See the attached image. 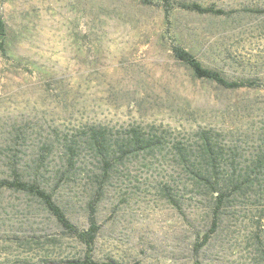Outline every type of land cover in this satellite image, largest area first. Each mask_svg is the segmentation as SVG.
<instances>
[{
  "label": "rangeland",
  "instance_id": "374dc122",
  "mask_svg": "<svg viewBox=\"0 0 264 264\" xmlns=\"http://www.w3.org/2000/svg\"><path fill=\"white\" fill-rule=\"evenodd\" d=\"M174 47L253 86L197 79ZM93 131L111 158L100 159ZM132 131L154 145L129 152ZM214 143L219 185L247 179L220 191L216 227L220 192L192 174L215 179ZM16 179L50 194L79 231L92 203V245L36 195L1 184ZM86 257L264 264V0H0V264Z\"/></svg>",
  "mask_w": 264,
  "mask_h": 264
},
{
  "label": "trees",
  "instance_id": "16d2710c",
  "mask_svg": "<svg viewBox=\"0 0 264 264\" xmlns=\"http://www.w3.org/2000/svg\"><path fill=\"white\" fill-rule=\"evenodd\" d=\"M148 1V0H144ZM168 2V0H166ZM179 8L186 9L189 11H193L199 14H212V15H217V16H225L227 13L223 11L222 9H217L214 6H208V7H202L199 4L196 3H191V4H183V3H178ZM173 54L176 57L177 60L180 62L185 63L190 67V69L193 72V75L197 79L201 80H209L217 83L218 85L226 88V89H237V88H242V87H250L253 86V83L251 82H229L226 81L217 71L211 70L204 68L201 66V64L193 57L191 54L182 51L179 48L174 47L173 48ZM93 129H99V128H93ZM137 131H132L136 137L135 140L133 139V143H131V146L128 147L129 152H136L138 153L141 150L145 149H150L154 144L153 140L151 139H141L137 133ZM93 142H95L96 145V153L100 157L101 160H106L111 158L110 152L106 151V137L103 131H93V137H92ZM207 149V154L209 155V163H210V171L212 175L216 176L213 179L210 175V173H206V178H203L200 174V172H194L192 170V174L196 177L197 181L199 184H205L207 185L210 189L214 190H219V192L225 187H235L236 189H239L242 184H247V179H233L230 178L231 180L228 181V183H225L224 181H221V186L219 185V182L216 181L218 180V170H217V164L214 163L215 159L213 149L216 147V143H214L213 146H208L205 145ZM122 152H124V149L122 147ZM191 169V167H188V169ZM189 169V170H190ZM207 170V169H206ZM208 172V171H206ZM259 175L257 174L255 177V180L257 182L259 181ZM201 180V181H200ZM250 181L248 184H256V181ZM3 186H6L8 188H14L17 190H21L24 192H29L34 195H36L38 198L41 199V201L44 203L45 207L49 210V212L55 217L57 224L67 233L70 235L75 236L79 241L84 243L87 246H91L92 243L94 242V239L96 237V234L98 232V226L95 221L94 217V206L93 204H89L86 206V210L88 212V223L89 227L85 231H79L78 228L72 224L69 219L65 216L63 211L54 203V201L51 198V195L48 194L46 191L40 189L36 184L34 183H27V182H22L20 180H15L12 182L8 181H3L1 182ZM214 207H215V217H214V222L213 226L216 227V223L218 221L217 218V210L220 205H222V192H220L217 196L214 197ZM83 264H115L113 261H109L107 263H97L90 259L89 257L84 258Z\"/></svg>",
  "mask_w": 264,
  "mask_h": 264
}]
</instances>
